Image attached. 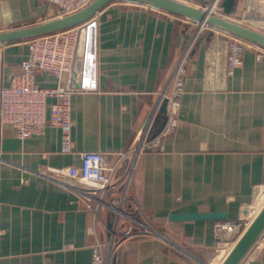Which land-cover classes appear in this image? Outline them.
Returning a JSON list of instances; mask_svg holds the SVG:
<instances>
[{
	"label": "crops",
	"instance_id": "1",
	"mask_svg": "<svg viewBox=\"0 0 264 264\" xmlns=\"http://www.w3.org/2000/svg\"><path fill=\"white\" fill-rule=\"evenodd\" d=\"M178 1L203 10L209 2ZM56 17L58 7L48 0H0V33ZM228 18L264 33V0H235ZM196 27L127 0L109 3L74 27L76 54L63 76L72 92L71 152H61V132L49 125L20 140L0 123V264H88L93 225L107 240L77 192L85 152L107 154L112 162L122 155L112 182L119 195L125 192L124 210L137 222L133 237L105 252L110 264H224L264 209V57L257 61L256 50L246 49L242 66L227 76L230 35L204 32L186 62L175 130L154 150L137 158L130 152L147 124L151 136L163 128L161 94L170 90L186 37ZM28 40L0 45L4 86L26 60ZM35 80L41 88L56 85L45 73ZM182 213L225 218L168 220ZM102 220L108 224L106 213ZM218 221L247 227L235 241L219 240ZM125 225L121 220L120 233ZM235 264H264V225Z\"/></svg>",
	"mask_w": 264,
	"mask_h": 264
},
{
	"label": "built area",
	"instance_id": "2",
	"mask_svg": "<svg viewBox=\"0 0 264 264\" xmlns=\"http://www.w3.org/2000/svg\"><path fill=\"white\" fill-rule=\"evenodd\" d=\"M93 0H48L50 4L58 7L59 17L75 13ZM223 0H209L206 8L211 14L221 16ZM196 30L185 40L178 63L174 69L170 90L161 94V100L166 99L165 124L163 128L150 135V123L144 128L137 144L131 151L137 158L147 150L158 148L162 137L173 133L178 120L176 117L179 100L183 92V79L185 66L189 55L199 39L206 31L210 30L205 24H197ZM28 54L20 65V71L8 78L6 86L3 85V59L0 54V123L9 125L20 140H25L42 133L49 125L61 132V152L70 153L72 143L70 129L72 121L71 94L65 88L63 76L73 64L76 52L74 27L63 29L54 33L33 37L28 40ZM246 49L256 50V60L264 57V48L254 45L244 39L229 36L225 71L231 76L243 64V53ZM48 74L56 80L52 88H41L35 80L39 74ZM54 102L48 103V99ZM122 155L112 162L107 154L99 152H85L79 169L83 184L82 190L77 192L85 199L94 214L95 224H100L107 232L115 234L119 231L120 222L126 223L123 238L135 235L132 222L134 216L124 210L125 192L118 194V185L112 182L113 175L120 163ZM133 169V166L131 167ZM130 176L125 177L124 187H127ZM102 213L108 216V224L103 222ZM244 222L218 221L215 224L217 238H230L234 241L246 229ZM110 229V230H109ZM95 240L91 246V260L88 264H110L105 257V252L111 249L114 235L109 240L100 239L95 233V226L90 229ZM113 245V243H112ZM110 247V248H109Z\"/></svg>",
	"mask_w": 264,
	"mask_h": 264
},
{
	"label": "water",
	"instance_id": "3",
	"mask_svg": "<svg viewBox=\"0 0 264 264\" xmlns=\"http://www.w3.org/2000/svg\"><path fill=\"white\" fill-rule=\"evenodd\" d=\"M116 0H93L81 10L53 18L36 26L11 30L0 33V45L17 40H25L33 37L54 33L63 29H68L80 25L93 17L99 10ZM152 6L154 8L184 17L197 24H205L213 30L244 39L254 45L264 48V33L251 27L245 26L228 18L235 5V0H223L221 3L222 15L211 14L208 10H203L192 6L186 2L178 0H127ZM187 38V37H186ZM166 99H163L160 106L162 115V125L165 122ZM160 127V128H161ZM160 131V130H159ZM225 218L223 214L217 213H182L171 214L168 220L171 222L195 221V220H220ZM264 225V209L259 216L250 224L242 237L238 240L224 264H235L242 253L249 246L258 232ZM110 228V225H109Z\"/></svg>",
	"mask_w": 264,
	"mask_h": 264
},
{
	"label": "rangeland",
	"instance_id": "4",
	"mask_svg": "<svg viewBox=\"0 0 264 264\" xmlns=\"http://www.w3.org/2000/svg\"><path fill=\"white\" fill-rule=\"evenodd\" d=\"M208 4H209V2H208ZM135 221H136V220H135ZM136 223H137V222H136ZM109 230H110V229H109ZM124 231H125V230H123L122 233H120V230H119V231H117L115 234H113L111 231L108 232V234H107L108 236L106 235V237H107L106 239H109V240H110V239L112 238V235H114L112 242L109 243V244H110V247L113 246L112 243H114V242H116V241H119L120 239L123 238V236H124V235H123V234H124ZM106 233H107V232H106ZM110 247H109V248H110ZM109 250H110V249H109ZM112 250H113V249H111V251H112Z\"/></svg>",
	"mask_w": 264,
	"mask_h": 264
}]
</instances>
